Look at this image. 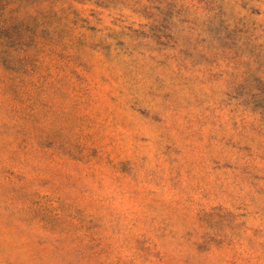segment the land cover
Listing matches in <instances>:
<instances>
[{"label": "rangeland", "instance_id": "rangeland-1", "mask_svg": "<svg viewBox=\"0 0 264 264\" xmlns=\"http://www.w3.org/2000/svg\"><path fill=\"white\" fill-rule=\"evenodd\" d=\"M0 264H264V0H0Z\"/></svg>", "mask_w": 264, "mask_h": 264}]
</instances>
